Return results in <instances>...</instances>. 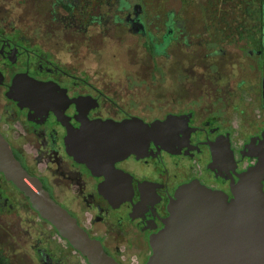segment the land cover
Returning <instances> with one entry per match:
<instances>
[{
    "label": "flooded vegetation",
    "instance_id": "flooded-vegetation-1",
    "mask_svg": "<svg viewBox=\"0 0 264 264\" xmlns=\"http://www.w3.org/2000/svg\"><path fill=\"white\" fill-rule=\"evenodd\" d=\"M155 1L0 0V135L117 264H147L181 187L196 183L230 201L240 176L264 164V1L257 18V0H201L200 20L181 15L183 3L166 12ZM113 33L142 41L135 56L142 66L146 54L172 59L169 109L146 116L144 67L119 82L52 44L74 36L93 55V41ZM170 116L178 120L165 148L150 143L143 155L113 161L96 155L93 166L70 152V136L80 143L91 124ZM261 185L264 193V176ZM29 205L0 174V253L8 264H89Z\"/></svg>",
    "mask_w": 264,
    "mask_h": 264
},
{
    "label": "water",
    "instance_id": "water-1",
    "mask_svg": "<svg viewBox=\"0 0 264 264\" xmlns=\"http://www.w3.org/2000/svg\"><path fill=\"white\" fill-rule=\"evenodd\" d=\"M175 120L91 124L80 143L70 136V152L88 166L96 163V155H112V161L143 155L150 143L167 147ZM0 174L89 264H117L21 167L1 135ZM263 176V163L243 173L230 201L196 183L181 187L168 206L163 228L151 239L147 264H264Z\"/></svg>",
    "mask_w": 264,
    "mask_h": 264
},
{
    "label": "rangeland",
    "instance_id": "rangeland-1",
    "mask_svg": "<svg viewBox=\"0 0 264 264\" xmlns=\"http://www.w3.org/2000/svg\"><path fill=\"white\" fill-rule=\"evenodd\" d=\"M148 1L154 2L155 0ZM186 1L189 4L187 3L188 5L184 6ZM261 1L264 0H257V18H259V5ZM155 2H158V5L164 7L163 10L166 12L174 7L181 8L180 4L183 3L182 10H180L181 15L185 18H189L192 13L193 17H197L199 20L201 18V0H156ZM198 25H200V21ZM124 36L125 35L113 33L110 37H97L95 41H93L96 46L95 54L93 55L84 48L85 44L82 43V39H78L74 36L69 38L67 42L58 43L60 40H54L52 44L56 46L61 45L62 47L65 46L64 53H67L68 47L73 48L78 52L76 53V59L79 60V64L86 68L88 72H99V69H108L102 71L115 73L113 77L119 82L126 81L124 75H126L125 73H128L129 70H132V68L140 69L144 67V103L146 116L151 118L153 115L161 114L164 109L170 108L169 105H167L170 97L168 94V89H170L168 83L171 82L168 74L172 59L169 58L165 60L157 58L152 62L146 54L144 65L142 66L135 58V56H140L136 53L143 52L136 48V45L140 46L142 41L138 38ZM135 41L136 43H134ZM178 51L180 52L178 56H183L182 51H180V49ZM174 56L175 55H173V57ZM177 59L179 60V58ZM153 66H155L157 70L154 71L153 75H150V73L153 72L151 71ZM28 208L30 209V205Z\"/></svg>",
    "mask_w": 264,
    "mask_h": 264
},
{
    "label": "trees",
    "instance_id": "trees-1",
    "mask_svg": "<svg viewBox=\"0 0 264 264\" xmlns=\"http://www.w3.org/2000/svg\"><path fill=\"white\" fill-rule=\"evenodd\" d=\"M261 2H263V1H261ZM259 12H260V11H259ZM0 264H8L7 261H6V259H5V257H3V256L1 255V253H0Z\"/></svg>",
    "mask_w": 264,
    "mask_h": 264
}]
</instances>
